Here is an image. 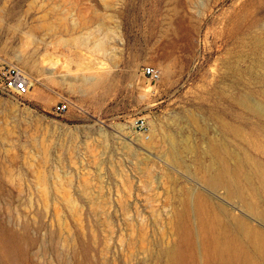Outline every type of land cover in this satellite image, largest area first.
I'll return each mask as SVG.
<instances>
[{"label": "rangeland", "instance_id": "rangeland-1", "mask_svg": "<svg viewBox=\"0 0 264 264\" xmlns=\"http://www.w3.org/2000/svg\"><path fill=\"white\" fill-rule=\"evenodd\" d=\"M263 38L264 0H0V60L39 79L0 89V264H217L239 218L264 238V114L233 100L264 113Z\"/></svg>", "mask_w": 264, "mask_h": 264}, {"label": "bare ground", "instance_id": "bare-ground-1", "mask_svg": "<svg viewBox=\"0 0 264 264\" xmlns=\"http://www.w3.org/2000/svg\"><path fill=\"white\" fill-rule=\"evenodd\" d=\"M260 38V37H259ZM264 39V38H263ZM260 40V39H259ZM256 42V41H255ZM261 43V42H260ZM20 60L22 62V64L24 66H30L31 69L33 70H37L38 72H40L41 74L42 73H46L47 74V77L45 78V80L47 81H50L52 80L53 76L56 75L57 73L61 74V75H58L57 77L59 79H62L63 81H66L68 80L70 77H68L69 75H66L65 72L63 73V70H56V68L54 69V67H51V68H39V66H37L36 63H33L30 62V60L25 56V57H20ZM58 61L55 60L52 62V65L51 66H55L57 65ZM68 64V63H65V65ZM64 65V64H63ZM64 65V66H65ZM69 65V64H68ZM63 66V67H64ZM66 69V67H65ZM64 69V70H65ZM69 69V68H67ZM234 70L236 72V74L238 76H243L242 74V71L239 70L238 67L234 66ZM249 72L253 73V70L250 69ZM245 74V73H244ZM44 75V74H43ZM44 78V77H43ZM56 78V77H55ZM35 81H39V79L37 78H34ZM41 80V79H40ZM57 80V78H56ZM70 80H73V78H70ZM56 82V81H55ZM225 91V90H224ZM233 93V92H232ZM233 100L234 101H237L239 102L240 104H242L243 106L247 107L248 110H252V111H255V112H258L259 114H264L260 108H262V106L258 107V105H255L254 103H252L248 98H247V95H245V93H240V92H236V93H233ZM232 96V95H231ZM249 96V94H248ZM250 98V96H249ZM194 114V113H193ZM134 123V121H133ZM152 123L150 124V134L151 135H154L155 132V129H154V126L152 127ZM174 139V137H173ZM212 139V138H211ZM214 139V138H213ZM218 140V139H217ZM223 140V139H222ZM213 141V140H212ZM171 142H174L172 141L171 139ZM186 143V142H185ZM224 143V142H223ZM183 145V144H182ZM188 146V145H187ZM192 147V145H190ZM196 146V145H195ZM222 147L225 149V150H228L227 149V146H224L222 145ZM190 148V147H189ZM194 149V145H193V148ZM209 151L210 152H213L214 154L216 153V156L217 155V143L212 142L210 143L209 147H208ZM219 149V148H218ZM172 150V149H171ZM195 150V149H194ZM207 152V151H206ZM173 153H174V150H173ZM208 154V152L206 153ZM238 154V153H237ZM234 155V154H233ZM175 156V155H174ZM230 156V155H229ZM231 157V156H230ZM238 157V156H237ZM172 158H175V157H172ZM209 158V157H208ZM213 159V157H212ZM215 159V158H214ZM232 159V158H231ZM236 159V157H235ZM208 160V159H207ZM233 160V159H232ZM211 161V160H210ZM228 161V160H227ZM209 162V161H208ZM213 163V161H212ZM211 163V164H212ZM210 165V164H209ZM229 165V164H228ZM234 166H241L242 163H241V160L239 159H236L234 161ZM257 165V164H256ZM229 167V166H228ZM205 169H207L205 167ZM233 169L235 170V167H233ZM257 169H259L257 167ZM229 168L227 167H224L222 161L218 160L216 162V165H215V168L214 170L212 171V181L214 183H219V182H222V181H226L229 179L230 177V170ZM254 170V169H253ZM205 171V170H204ZM207 171V170H206ZM236 171V170H235ZM246 171V170H245ZM263 171V169H262ZM261 171V172H262ZM252 172V171H251ZM260 172V173H261ZM239 174V173H238ZM247 174V173H246ZM264 174V173H263ZM240 176V175H239ZM245 176V175H244ZM247 177V176H245ZM241 179V178H240ZM242 183V182H241ZM241 185V184H240ZM259 189V188H258ZM246 194V193H245ZM238 218V217H236ZM185 219V218H184ZM239 220L237 222V231L240 235V237L238 236L236 230L230 226L229 224H226L224 222L221 223V226L222 227H219V234H218V237H217V241L215 242V253H214V260L217 262V264H248L250 262L249 260V252L248 250H246L245 246H244V243L245 242H250L256 252L261 255V256H264V238L262 237V235H259V233L252 227H250L245 220L239 218L237 219ZM255 257V256H254ZM186 254L184 253H176V254H173L171 256V259H170V263L171 264H186ZM168 262V261H167Z\"/></svg>", "mask_w": 264, "mask_h": 264}, {"label": "built area", "instance_id": "built-area-1", "mask_svg": "<svg viewBox=\"0 0 264 264\" xmlns=\"http://www.w3.org/2000/svg\"><path fill=\"white\" fill-rule=\"evenodd\" d=\"M143 74L149 76L151 80L160 78L159 70L151 65L143 67ZM34 78L32 74L17 63L8 60H0V89L16 96H24L29 94L36 87L37 82ZM67 108L68 103L66 101L58 102L55 106L58 112H62ZM133 127L139 133L144 135L149 134L148 121L143 117L136 118Z\"/></svg>", "mask_w": 264, "mask_h": 264}]
</instances>
